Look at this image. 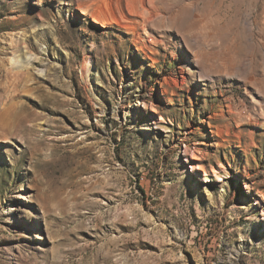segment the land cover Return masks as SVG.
<instances>
[{
	"label": "rangeland",
	"instance_id": "obj_1",
	"mask_svg": "<svg viewBox=\"0 0 264 264\" xmlns=\"http://www.w3.org/2000/svg\"><path fill=\"white\" fill-rule=\"evenodd\" d=\"M262 214L264 0H0V264H264Z\"/></svg>",
	"mask_w": 264,
	"mask_h": 264
},
{
	"label": "bare ground",
	"instance_id": "obj_2",
	"mask_svg": "<svg viewBox=\"0 0 264 264\" xmlns=\"http://www.w3.org/2000/svg\"><path fill=\"white\" fill-rule=\"evenodd\" d=\"M150 3V2H149ZM83 13V12H82ZM85 13V12H84ZM97 19V17H96ZM96 23H99V20H94ZM193 171L195 170L193 167H192ZM264 216V214H262Z\"/></svg>",
	"mask_w": 264,
	"mask_h": 264
}]
</instances>
